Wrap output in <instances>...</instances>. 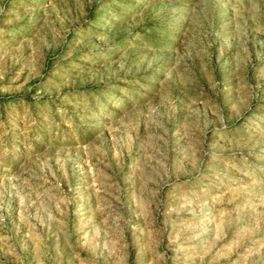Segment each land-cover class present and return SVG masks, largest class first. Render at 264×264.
<instances>
[{"label": "rangeland", "instance_id": "obj_1", "mask_svg": "<svg viewBox=\"0 0 264 264\" xmlns=\"http://www.w3.org/2000/svg\"><path fill=\"white\" fill-rule=\"evenodd\" d=\"M0 264H264V0H0Z\"/></svg>", "mask_w": 264, "mask_h": 264}]
</instances>
